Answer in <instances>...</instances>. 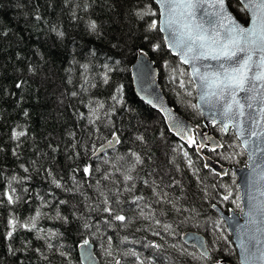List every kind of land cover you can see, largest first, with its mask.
<instances>
[{
	"label": "trees",
	"instance_id": "1",
	"mask_svg": "<svg viewBox=\"0 0 264 264\" xmlns=\"http://www.w3.org/2000/svg\"><path fill=\"white\" fill-rule=\"evenodd\" d=\"M228 2L247 23L240 1ZM159 18L154 0H0V193L15 189L12 204L0 195V264H82L84 241L103 264H240L212 207H239L232 171L208 168L134 91L143 49L169 102L203 126L189 69L167 49ZM211 128L223 147L205 153L233 166L236 143L244 165L234 133ZM115 136L116 147L95 156ZM38 212L35 228L21 227ZM220 228L222 251L208 258L182 241L194 230L213 245Z\"/></svg>",
	"mask_w": 264,
	"mask_h": 264
},
{
	"label": "snow or ice",
	"instance_id": "2",
	"mask_svg": "<svg viewBox=\"0 0 264 264\" xmlns=\"http://www.w3.org/2000/svg\"><path fill=\"white\" fill-rule=\"evenodd\" d=\"M240 2L243 5L241 10L250 16L248 27H242L235 21L227 11L226 0H157L162 17L160 30L169 34L166 37L168 47L180 57V62L191 66V82L195 83L199 90L200 101L213 108L219 106L218 112L224 122L222 130L226 131L228 123L231 122L247 148L253 142L252 138L264 143V0ZM198 10H203V17L208 18L210 27L205 26L204 18L197 19ZM149 27L155 30L158 24L153 21ZM90 28L94 31L95 23L90 24ZM159 47L160 45L155 46ZM204 61H215L216 70H212V65L205 64ZM180 86L184 87L182 80ZM175 127L181 139H185L189 145L196 144L190 130H186L179 123ZM258 128L260 131H257ZM24 134L14 131L13 138L18 139ZM196 146L199 148L204 145ZM84 172L88 174L89 168L86 167ZM59 186L57 182V187ZM14 193L15 189H12V194L0 195H6L7 202L12 204ZM261 195H264V192ZM105 204L107 205V201ZM104 211L112 215L115 210L106 206ZM254 214L264 218V201L249 204L246 216L250 218V222ZM39 215L38 212L37 216L32 218L30 226L24 224L21 227L35 228ZM113 218L120 222L126 220V217L120 214L114 215ZM15 224L14 220L9 221L13 231ZM11 235L12 231L8 233L9 237ZM254 239L249 237V243ZM84 244L87 245L88 241H84ZM241 249L244 254H248L247 245L242 243ZM260 258L264 260V252H261Z\"/></svg>",
	"mask_w": 264,
	"mask_h": 264
},
{
	"label": "water",
	"instance_id": "3",
	"mask_svg": "<svg viewBox=\"0 0 264 264\" xmlns=\"http://www.w3.org/2000/svg\"><path fill=\"white\" fill-rule=\"evenodd\" d=\"M154 1L157 3V0ZM226 4L227 11L235 21L242 27H248L250 24L249 14L246 12L248 14V22L245 23L233 12L228 0H226ZM157 5L160 13V6L158 3ZM201 18H204L206 27L211 26L207 23L208 18L203 17V10H198L197 19L200 20ZM161 19L162 17L160 14L159 24ZM161 33L167 49L175 55L167 44L166 37H168L169 34L165 31H161ZM177 57L180 59L179 56ZM203 63L211 64L212 70H216L215 61H204ZM184 65L189 68V72L191 73V66L188 64ZM201 70L203 71L204 69L202 68ZM131 77L137 97L163 116L170 132L183 143L189 145L185 139H181V136L177 133L175 125L179 123L186 130H190L192 138L198 140L197 145H204L199 148L196 146V149L204 158L205 165L220 176H225L229 170V165H224L215 161L212 157L204 153L205 148L216 150L223 146L222 141L211 130V125H220L222 129L224 127V122L218 112L219 106L213 108L211 105L202 103L199 98V90L196 87V105H199L198 108L202 113L205 129L187 119L169 102L159 80V68L149 53L143 49L138 50L136 59L131 65ZM243 95L244 94L242 93L241 96ZM230 130L235 133L241 146L247 153L246 165L235 168L237 185L240 190L242 210L238 211L231 208L226 211L216 203H214L212 207L223 218L227 229L231 234L232 242L236 249L240 264H264V260H261L260 258L261 252H264V218L259 214H254L251 218L252 222H250V218L246 216L250 203L259 204L264 201V195H261V193L264 192V178H262L264 177V143L252 138L253 142L246 148L243 144V138L238 136L237 129L233 127L231 122L228 123L225 132L228 133ZM257 131H260V129L258 128ZM205 137L208 139L205 140ZM117 140L118 138L115 136L110 141L102 144L96 150L95 156L102 155L107 150L116 147L118 143ZM249 237H254L255 239L249 243ZM182 241L186 245L195 246L201 254L206 252L207 255H203L205 257H209L211 254L208 241L203 233L194 230H187L182 234ZM242 243L248 246L249 252L247 255L242 252ZM78 253L82 264H103L95 254L94 245L90 241H88L87 245H85L84 242L80 243L78 246Z\"/></svg>",
	"mask_w": 264,
	"mask_h": 264
},
{
	"label": "rangeland",
	"instance_id": "4",
	"mask_svg": "<svg viewBox=\"0 0 264 264\" xmlns=\"http://www.w3.org/2000/svg\"><path fill=\"white\" fill-rule=\"evenodd\" d=\"M182 88H184V87H182ZM230 149H231V155H230V160L232 161V163H234V164H236V161H239L240 160V158L242 157V152H241V150H239L238 149V146H237V144L236 143H234L233 145H231L230 146ZM230 149H229V151H230ZM228 154V153H227ZM188 165H190V163H188ZM238 166H240V165H238ZM238 201H239V195H238ZM237 203V202H236ZM221 205H223L224 206V203L222 202V203H220ZM239 205L241 206V204H240V201H239ZM233 207V206H232ZM235 208L236 209H240V208H237L236 206H235ZM226 226V225H225ZM225 229L227 230V227H225ZM221 232H219V234H218V237H216V238H214L213 239V245H210V243L208 242V245H209V248H210V250H211V253H212V250L214 249V248H216V249H218V250H220V251H222V249L220 248V240L221 241H224L225 242V240H224V237H223V235H224V229L222 228H220L219 229ZM220 239V240H219ZM226 248L224 247L223 248V250H225ZM226 251V250H225ZM236 253V252H235Z\"/></svg>",
	"mask_w": 264,
	"mask_h": 264
},
{
	"label": "bare ground",
	"instance_id": "5",
	"mask_svg": "<svg viewBox=\"0 0 264 264\" xmlns=\"http://www.w3.org/2000/svg\"><path fill=\"white\" fill-rule=\"evenodd\" d=\"M100 147V146H99Z\"/></svg>",
	"mask_w": 264,
	"mask_h": 264
}]
</instances>
